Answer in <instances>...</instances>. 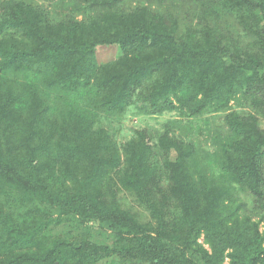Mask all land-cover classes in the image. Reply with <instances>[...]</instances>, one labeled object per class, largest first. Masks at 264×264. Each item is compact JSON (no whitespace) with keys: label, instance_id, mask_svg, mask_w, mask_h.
<instances>
[{"label":"trees","instance_id":"1","mask_svg":"<svg viewBox=\"0 0 264 264\" xmlns=\"http://www.w3.org/2000/svg\"><path fill=\"white\" fill-rule=\"evenodd\" d=\"M47 2L0 0V264H264V0Z\"/></svg>","mask_w":264,"mask_h":264},{"label":"rangeland","instance_id":"2","mask_svg":"<svg viewBox=\"0 0 264 264\" xmlns=\"http://www.w3.org/2000/svg\"><path fill=\"white\" fill-rule=\"evenodd\" d=\"M40 1L42 3H47V0H37ZM118 48L116 47H103V48H98L97 49V55L96 58L98 60V62L101 63H106L112 60H115L118 56ZM169 118H173L172 115H164L162 117H150V116H146L144 113H142V111L140 110L138 105H133L131 108V112L128 115V118L126 120V122L124 123V127H123V133H124V138L127 139L131 136L132 133V128L133 125H142L145 127H148L151 131H156L159 130L162 127V124L168 120ZM207 119H210V122L216 126V124L219 123V119L216 118L215 116H205L201 119L195 120L193 121L192 119L188 120V119H183L182 122L188 126L193 125L195 127L196 130L201 131V138L206 139L208 137L207 135V131L209 129H207V124L205 123V121ZM191 120L193 122H191ZM212 125V126H213ZM200 129V130H199ZM122 133V134H123ZM124 139V140H125ZM125 198L127 199L128 202H132L133 199L132 197L125 195Z\"/></svg>","mask_w":264,"mask_h":264}]
</instances>
